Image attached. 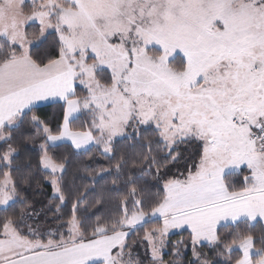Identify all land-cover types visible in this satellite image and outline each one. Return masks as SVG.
Masks as SVG:
<instances>
[{
  "label": "snow or ice",
  "instance_id": "snow-or-ice-1",
  "mask_svg": "<svg viewBox=\"0 0 264 264\" xmlns=\"http://www.w3.org/2000/svg\"><path fill=\"white\" fill-rule=\"evenodd\" d=\"M18 142L38 144L55 227L10 211ZM0 143V264H165L173 230L188 264H264V0H0ZM63 143L116 162L77 189Z\"/></svg>",
  "mask_w": 264,
  "mask_h": 264
},
{
  "label": "trees",
  "instance_id": "trees-1",
  "mask_svg": "<svg viewBox=\"0 0 264 264\" xmlns=\"http://www.w3.org/2000/svg\"><path fill=\"white\" fill-rule=\"evenodd\" d=\"M32 31H34V29H32ZM47 48L48 46L45 45L44 49L42 50H46ZM43 108L48 112L50 117H52L59 111L58 105H50ZM86 120L87 116H81L76 120L74 127H80L81 125H84L86 123ZM6 147L7 145L0 143V152H2ZM13 147H17L19 155L15 160V167L17 168V171L13 172L12 175L21 184L20 200H27L28 206L25 207L23 203L18 202L10 211H16V213L18 214L19 210L22 208L25 211L29 212L34 209L38 214V218L34 220L30 219L28 223L33 225L40 224L42 227H55V225L51 222L52 213L48 211V205L50 203H55V201L52 199L53 189L46 182L47 172L43 170L38 164V158L40 155L38 144L30 142H18L17 144H13ZM53 151L59 155H67L70 159L71 163L68 165L67 174L65 175V181L69 184H74L77 189H91L92 185L89 183V176L99 175L100 169L108 168L110 165L116 162V160H111L101 155L99 150H93L88 155L76 156L72 152L69 145H60L55 147ZM142 151L143 149L141 148L139 143L134 144L127 140H121L119 142L117 159H119V156L121 154L125 156V172L129 170L131 161L135 159L137 161V168L132 170L136 173L137 176L140 174V171L143 168V164L139 163L140 157L137 154ZM85 167H87L88 169L87 172L84 170ZM179 170L183 171V168L181 167ZM172 171L173 173H175L177 169L173 168ZM247 174L248 172L247 170H245L244 175ZM0 178H2V176H0ZM114 178V175H105L104 178L100 180L99 184L95 185L96 189L99 190L101 187H109L111 185V181ZM242 178V176L229 177V179L235 181L238 186ZM140 183L143 184V181H140ZM144 186L148 189L147 195H158V188H153L151 184H147ZM95 195V192H89V202L94 199ZM44 213L47 214V221L45 220ZM2 215H5V213L0 212V216ZM156 226H158V222H153L148 227ZM233 230L234 229L232 225H227L221 229V232L227 234L232 232ZM253 231L256 234L264 233V226L258 224ZM189 236L190 233L185 231L181 234L170 237L169 247L166 248L167 255L164 259L165 264H173V262H175V264H188V261L193 259L190 248L185 250L182 255L177 256L172 254L175 250L170 246L171 244H174L180 240L187 242L189 240ZM136 250L141 252L143 251V249L139 246H137ZM201 251L206 254V256L204 257L205 259L215 256V253L208 247H204ZM215 264H223V261L220 260V258H217Z\"/></svg>",
  "mask_w": 264,
  "mask_h": 264
},
{
  "label": "rangeland",
  "instance_id": "rangeland-1",
  "mask_svg": "<svg viewBox=\"0 0 264 264\" xmlns=\"http://www.w3.org/2000/svg\"><path fill=\"white\" fill-rule=\"evenodd\" d=\"M53 195H54V192H53ZM225 226H227V225H225ZM173 231L175 232L174 235L181 234L182 232H185V231H187V232L190 233V230H173ZM174 235H170V237H172V236H174ZM170 237H169L168 239H170ZM165 252H166V255H167V251H166V249H165ZM166 255H165V256H166ZM165 256H164V259H165ZM202 258H204V257H202ZM193 259H194V258H193Z\"/></svg>",
  "mask_w": 264,
  "mask_h": 264
},
{
  "label": "crops",
  "instance_id": "crops-1",
  "mask_svg": "<svg viewBox=\"0 0 264 264\" xmlns=\"http://www.w3.org/2000/svg\"><path fill=\"white\" fill-rule=\"evenodd\" d=\"M51 104H48V103H45L44 105H43V107H47V106H50ZM83 116V115H82ZM81 117V116H80ZM60 145H69L68 143H63V144H58V145H56L55 147H57V146H60ZM70 146V145H69Z\"/></svg>",
  "mask_w": 264,
  "mask_h": 264
}]
</instances>
